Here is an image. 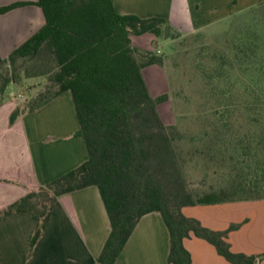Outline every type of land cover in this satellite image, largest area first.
<instances>
[{"label":"trees","instance_id":"obj_1","mask_svg":"<svg viewBox=\"0 0 264 264\" xmlns=\"http://www.w3.org/2000/svg\"><path fill=\"white\" fill-rule=\"evenodd\" d=\"M30 2L0 7L9 13ZM44 26L0 64L14 66L19 59L34 60L44 52L55 60L53 93H41L27 111L17 108L11 125L23 113H33L65 92L75 105L88 159L80 167L30 192L0 211V218L27 213L38 218L29 254L44 235L55 204L61 195L91 186L99 189L109 216L111 232L96 264H116L140 220L159 213L170 234L169 264H193L185 240L192 235L215 246L231 264H258L264 254L235 253L228 235L241 225L224 232L205 228L198 220L183 214L186 207L264 200V180L240 184L237 190L196 196L189 189L174 143L182 134L167 126L158 110L169 100L164 94L153 97L143 70L163 66L157 54H144L133 46L132 36L153 34L156 38L176 39L181 33L161 18L142 19L119 14L112 0H38ZM173 31L170 34L162 28ZM43 75V74H41ZM0 95L18 82L0 72ZM2 103L0 104V106ZM250 195L238 197V192Z\"/></svg>","mask_w":264,"mask_h":264},{"label":"crops","instance_id":"obj_2","mask_svg":"<svg viewBox=\"0 0 264 264\" xmlns=\"http://www.w3.org/2000/svg\"><path fill=\"white\" fill-rule=\"evenodd\" d=\"M37 1L0 0V7L16 2L33 3L0 14L1 59H7L44 26L43 10L34 5ZM112 1L121 15H135L142 19L161 18L181 34L206 30L264 2ZM134 37L140 36H132V42ZM59 98L33 113H23L12 125L10 116L21 104H15L10 99L2 103L0 211L87 161L88 152L79 121L67 122L66 126L61 124L56 128L33 121L44 108ZM231 213H241V217L231 219ZM183 214L216 232H224L231 225L240 224L238 230L228 235L231 250L249 256L264 254V200L186 207ZM259 222L261 228L257 231ZM37 225L38 218L33 214L19 213L0 218V264H96L111 232L109 216L100 191L95 186L66 193L58 198L44 235L29 254ZM184 244L191 254L193 264H231L206 240L192 235ZM170 246V234L163 217L159 213H151L140 220L116 264H169ZM258 264H264V259Z\"/></svg>","mask_w":264,"mask_h":264},{"label":"rangeland","instance_id":"obj_3","mask_svg":"<svg viewBox=\"0 0 264 264\" xmlns=\"http://www.w3.org/2000/svg\"><path fill=\"white\" fill-rule=\"evenodd\" d=\"M133 44L143 48L140 62L151 53L164 61L147 68L144 77L153 96L169 95L158 110L164 123L183 136L174 148L192 193L233 192L240 184L263 182L264 2L203 31L174 40L148 33L134 37ZM55 66L46 52L14 66L0 64V72L18 78L0 95V104L10 99L27 111L41 93L57 89L53 72L47 71ZM33 121L55 128L78 123L71 93L60 95ZM237 196L250 195L239 191ZM233 217L239 219L241 213H231Z\"/></svg>","mask_w":264,"mask_h":264}]
</instances>
